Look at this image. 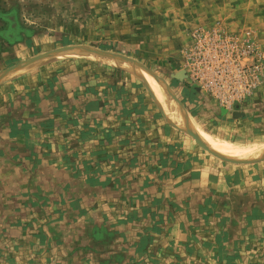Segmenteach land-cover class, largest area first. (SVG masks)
<instances>
[{
  "label": "rangeland",
  "instance_id": "1",
  "mask_svg": "<svg viewBox=\"0 0 264 264\" xmlns=\"http://www.w3.org/2000/svg\"><path fill=\"white\" fill-rule=\"evenodd\" d=\"M122 34L129 36L124 38ZM30 37H34L36 46L28 58L66 47L87 46L120 54L145 66L160 78L162 87L175 96L183 115H190L198 123L201 134L197 135L203 142L213 136L246 145L264 144V0H0V73L17 64L9 52L5 53L6 45ZM231 41H237L236 48L229 47ZM243 49L246 53L239 64L246 67V73L240 80L235 74L234 56L236 51ZM54 60L53 67L45 66L47 70L42 69L30 77L34 89H30L29 94L34 92L38 99L44 94L59 98L63 60L68 62L67 68L73 70L75 67L81 74L84 96L94 98L79 103L84 110L83 119L77 122H81L82 131L77 132V139H69L74 144L77 140L83 142L84 149L79 156L73 153V146L63 155L62 150L56 155L74 158V162L80 161L77 159L80 157L81 165L45 166L44 172L52 178L45 184L34 182L50 191L49 195L33 199L34 203L44 201L43 204H49L51 208L46 209L45 214L40 212L38 218L42 220L43 215L47 216L53 226L62 221V227L75 219L74 211L72 214L68 210L64 212V208L75 200L69 198L70 191L63 202L66 206H62L59 196L62 173L59 171L77 167L84 178L80 182L82 197L81 202L79 200L83 206L84 228L77 232L83 240L100 241L106 252L112 251V248L108 249L114 238L111 222H122L124 218L129 222L138 221L148 213L165 216L169 222L179 221L182 228L187 224L196 225L197 229L194 230L195 245L184 244L179 249L164 238L158 250L148 252L153 258L145 264H238L239 257L236 256L239 254L242 257L239 264H250V255L261 252L264 245L259 248L257 244L260 230L251 229L252 233L250 229L242 230L252 220L251 214L246 213L250 210L248 199L235 196L227 200L226 211L222 209V200H214L210 206L214 209L205 215L210 217L207 228L202 230L198 229L203 224L200 223L202 218L191 210L192 206L190 209L186 201L189 198L176 199L173 195L175 185L171 183H177L179 191L185 192L183 183L190 179L189 171L202 167L208 158L207 167L222 173L241 169L243 175L249 173L256 162L234 164L207 152L190 135L167 120L154 95L133 72L94 59L63 57ZM179 72H183L181 76H177ZM30 78H25L24 84L29 83ZM219 79L223 80L220 82ZM17 91L21 97L23 88ZM58 104L62 107L61 100ZM209 104H214L215 110L208 109ZM84 122L88 124L83 125ZM214 127L222 130L214 131ZM138 141L142 144L135 148ZM248 158L252 157L238 159ZM54 174L60 176L61 183L54 179ZM126 175L147 178L145 181L139 178L127 181ZM155 175V181H150L149 178ZM145 182L159 185L156 193L160 197L145 201L140 193ZM153 187V184L147 186L146 192L153 194ZM197 200L196 197V205ZM223 219L226 220L225 229H219L222 224L218 226L216 222ZM66 228L70 238L77 236L69 226ZM184 230L186 233L190 229ZM207 232V236L212 233L217 239L225 235L227 242L222 244L215 240L202 252L199 250L202 243H198V239ZM82 249L94 248L84 245ZM181 250L184 255H176ZM123 252V249L117 252V257H123ZM156 256L159 261L154 262ZM108 263L106 259L101 264Z\"/></svg>",
  "mask_w": 264,
  "mask_h": 264
},
{
  "label": "crops",
  "instance_id": "2",
  "mask_svg": "<svg viewBox=\"0 0 264 264\" xmlns=\"http://www.w3.org/2000/svg\"><path fill=\"white\" fill-rule=\"evenodd\" d=\"M121 36L126 38L129 35L122 34ZM9 43V45H6L7 48L4 49L5 53L9 52L17 63L28 59L36 46L34 37ZM55 61L40 64L36 69L26 70L12 76L10 80L8 79L9 81L0 83V264H87L89 262L91 264H101L106 259L110 262L108 264H131V262L145 264L153 258L150 257L148 252L153 253L158 250L164 238L165 240L168 239L173 246L179 247V249L184 244H187V246L195 245L196 241L193 238H195L196 225L186 224L184 228L190 230L185 233L184 228H182L183 224H180L179 221L169 222L165 216L150 215L148 213L147 216H145L146 214L144 217L141 216L142 219L139 217L138 221L129 222L124 218V222L120 220L111 222L110 228L113 230L114 238L108 249L112 248V251L106 252L100 241L83 240L81 234L78 236L77 232H81L84 228L82 220L83 206L80 203L82 197V184L80 182L84 178L77 167L74 170L62 168L63 170L59 171V173H62V187L59 190V196L62 197V206H66V203L63 202H66L68 193L72 191L69 198L72 197L75 201L72 205L66 206L64 212L66 213L68 210L72 214L74 211L75 219L62 227V221H59L58 226H53L47 221V216L43 215L42 220L38 218L40 212L45 214L46 209L50 210L51 208H49V204L45 206L44 201H39L36 204L33 199H35V196L49 195L50 191L46 186L37 185L34 182L38 181L45 184L52 178L51 174L44 172L45 166L51 167V165L60 163L63 166L66 163L74 166L81 165L83 160L80 157L77 158L80 161L74 162V158L56 155H60L61 150L63 155V152L72 146L73 153L77 156L80 155L84 149L83 142L77 140V143L74 144L69 139L71 137L77 139V132L82 131L81 122L77 124L83 119L82 111H84L79 103L84 99L89 101L94 98L93 96L91 98L84 96L81 74L75 70V67L73 70L67 68L66 64L68 62L63 60L62 87H60L62 92L58 93L59 98H55V95L48 94L49 96H47L44 94L41 99H38L34 92L29 94V90L34 89L30 77L40 73L42 69L47 70L46 67H53ZM48 69L51 70V68ZM25 78H30V82L24 84ZM20 87L23 88V92H26V94L22 92L21 97L18 96L19 91L15 92ZM59 100L62 101V107L58 104ZM215 108L214 104H209L208 109L215 110ZM59 110H62V112ZM222 111L225 112L224 109ZM70 119H72V122ZM51 121L53 125L49 124ZM72 123L74 126L71 125ZM84 124L88 123L84 122ZM213 130H222V128L214 127ZM135 144V148H137L142 143L138 141ZM88 147L93 149V146ZM56 151L59 152L56 153ZM204 156L207 157L206 154ZM208 160H205L206 165L201 164L202 167L189 171L190 179L183 183V186H186L185 192L179 191L176 187L177 183H171L172 186L175 185L174 197L176 199L189 198L186 201L190 209L192 206L191 210L200 215V219L202 218L200 223L203 224L201 227L198 226V229L202 230L207 228L210 217L205 215H209V212L214 209V207H210L214 204V200H222L224 202L222 209L226 211L225 208L228 207L227 200L235 196L239 199H248L247 202L250 203L248 209L250 210L246 213L251 214L252 220L250 225H244L242 230L245 231L243 228L250 229V233H252L251 229L260 230L262 232L261 237H263V240H261V237H257V244L260 248L264 245V160L253 164L250 172L244 175L241 173V169L233 170L232 173H222L221 170L207 167ZM196 164L200 166L198 163ZM39 167L43 168L39 169ZM54 175H56L54 179L60 180L61 183L60 176L58 174ZM144 175H147V172ZM96 177H98L97 174ZM125 177L127 181H133L134 178L144 179L145 181L147 178L143 175H139V177L126 175ZM155 178L156 175L149 178V180L155 181ZM73 182L74 187L72 188ZM152 184L155 192L149 194L146 192V187H150ZM152 184L148 185L145 182L141 185L143 191L140 193L144 195V199L146 198L145 201L149 200L151 202L160 197V194L156 193L159 191V185ZM169 191L173 192L172 188ZM196 197L198 198L197 205L195 204ZM77 202L80 204H77ZM62 208H60L61 211ZM146 209L143 208L144 211ZM36 214L38 216H35ZM216 224L218 226L222 224L219 229H225L226 220L217 221ZM66 226L73 229L74 234L77 236L70 238ZM207 234L208 232L201 234L206 236L198 239V243H202L199 249L202 252L208 249L206 246L213 245L215 240H219L222 244L227 242L225 235L217 239L214 234L210 233L209 236ZM84 245H91L94 249L83 250ZM52 246H54L53 252L51 251ZM122 249L124 250L123 257L118 258L116 253ZM182 253L181 250L176 255ZM155 254L158 255L159 253L156 252ZM250 256V262L248 261V263L264 264V246L261 252L253 253ZM236 258H238L236 262L239 264L242 257L239 254ZM157 260L159 261L158 256L154 258V262H157Z\"/></svg>",
  "mask_w": 264,
  "mask_h": 264
},
{
  "label": "bare ground",
  "instance_id": "3",
  "mask_svg": "<svg viewBox=\"0 0 264 264\" xmlns=\"http://www.w3.org/2000/svg\"><path fill=\"white\" fill-rule=\"evenodd\" d=\"M109 53V52H107ZM66 56H74V57H81L87 59H94L102 63L111 64L118 66L120 68L127 69L133 72L141 82L150 90L152 95H154L155 100L158 103L159 108L163 111L168 120L172 122L175 126L183 128L185 125L189 127L192 131L196 134H201L200 126L198 123L190 116L185 115L183 116V112L181 111L178 103L173 100L169 95H167L164 91V88L161 84L158 83L153 75L145 70L142 67L137 66V64L133 63L131 60L126 59L124 56L117 54V55H100L95 52H92L88 49L84 48H76L69 52H54L49 53L45 56H42L36 60H34L31 64L26 66H22L20 68L14 69L10 72V74L0 78L1 81H6L10 79L12 76L20 74L27 69L33 67V65H40L48 61H52L57 58H63ZM23 61V60H22ZM186 112V111H185ZM206 144L210 147L216 149L217 153L231 156L229 158L235 157L233 159L238 158H245V157H252L263 154L264 152V144L256 143V144H241L239 142H231L227 140H221L213 136H209L203 139ZM216 152V151H215ZM227 156V157H228ZM259 157V156H257Z\"/></svg>",
  "mask_w": 264,
  "mask_h": 264
},
{
  "label": "water",
  "instance_id": "4",
  "mask_svg": "<svg viewBox=\"0 0 264 264\" xmlns=\"http://www.w3.org/2000/svg\"><path fill=\"white\" fill-rule=\"evenodd\" d=\"M76 48H84V49H88V50H90V51H92V52H95V53H97V54H100V55H111V56H112V55H117V54H111V53L102 52V51H100V50H98V49L90 48V47H87V46H71V47L62 48V50H54V51L45 52V53L39 54V55H37V56H34V57L28 58V59H26V60H23V61L17 63L15 66L10 67V68H8V69L2 71V72L0 73V78L6 76V75H8V74H10V72L13 71L14 69H17V68H20V67H22V66H26V65H28V64H31L34 60H36V59H38V58H40V57H42V56H45V55H47V54H49V53H54V52H60V53H61V52H69V51H72V50H74V49H76ZM124 57H125V56H124ZM125 58L128 59V60H131L133 63L137 64V66L142 67V68H144L145 70H147L148 72H150V73L153 75L154 79H155L158 83L161 81L160 78H158V77H157L152 71L148 70L145 66L140 65L139 63H137V62L134 61L133 59H130V58H128V57H125ZM182 73H183V72H179V73L177 74V76H181ZM14 76H15V75H14ZM1 82H3V81H1ZM1 82H0V83H1ZM164 91L166 92L167 95H169L173 100H175V101L178 103V101H177V99L175 98V96H174L172 93H170L168 89L164 88ZM178 105H179V103H178ZM179 107H180V105H179ZM180 109H181V107H180ZM181 111H182V110H181ZM183 116H184V115H183ZM173 125H174V124H173ZM174 126H175V125H174ZM176 127H177V126H176ZM177 128H180V127H177ZM180 129H182L184 132H186L188 135H190V136L195 140V142L198 143V144H199L203 149H205L207 152H209L210 154H212V155H214V156H216V157H218V158H220V159H222V160H224V161H226V162H230V163H234V164H249V163H254V162H258V161L264 160V154L261 155V156H259V157H256V158H248V159H233V158H229V157H227V156H225V155L219 154V153L215 152L214 150H211L210 148H208V147L205 145V143L199 138V136H198L194 131H192L189 127H187L186 125H185L183 128H180Z\"/></svg>",
  "mask_w": 264,
  "mask_h": 264
},
{
  "label": "built area",
  "instance_id": "5",
  "mask_svg": "<svg viewBox=\"0 0 264 264\" xmlns=\"http://www.w3.org/2000/svg\"><path fill=\"white\" fill-rule=\"evenodd\" d=\"M229 47L236 48L237 47V41H231L230 44H229ZM245 53H246V51L243 49L240 52L236 51V54L234 56V61L236 62V67H235L236 72H235V74L237 75V77L239 76L238 79H240V80L243 79L241 77L245 76L244 74L246 73V67L245 66H241L239 64V60H240L241 56L243 54H245ZM219 80L221 82V80H223V79H219Z\"/></svg>",
  "mask_w": 264,
  "mask_h": 264
}]
</instances>
